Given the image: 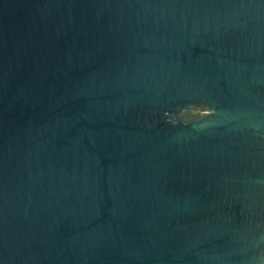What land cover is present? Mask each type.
Wrapping results in <instances>:
<instances>
[{"label":"water","instance_id":"1","mask_svg":"<svg viewBox=\"0 0 264 264\" xmlns=\"http://www.w3.org/2000/svg\"><path fill=\"white\" fill-rule=\"evenodd\" d=\"M0 264H264V0H0Z\"/></svg>","mask_w":264,"mask_h":264}]
</instances>
